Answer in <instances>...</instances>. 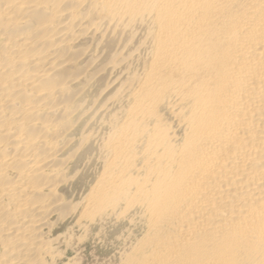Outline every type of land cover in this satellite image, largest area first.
I'll return each instance as SVG.
<instances>
[{
    "label": "bare ground",
    "instance_id": "obj_1",
    "mask_svg": "<svg viewBox=\"0 0 264 264\" xmlns=\"http://www.w3.org/2000/svg\"><path fill=\"white\" fill-rule=\"evenodd\" d=\"M103 218L120 264H264V0H0V264Z\"/></svg>",
    "mask_w": 264,
    "mask_h": 264
},
{
    "label": "rangeland",
    "instance_id": "obj_2",
    "mask_svg": "<svg viewBox=\"0 0 264 264\" xmlns=\"http://www.w3.org/2000/svg\"><path fill=\"white\" fill-rule=\"evenodd\" d=\"M105 133H106L105 130L99 133L95 144L97 145L99 144L101 136L104 135ZM85 163H86L85 161H81L80 166H85ZM100 165L101 163L98 160L86 165L87 167L85 168V170H82L83 179L81 181L74 183V188L78 191H81L82 188L85 186L84 184L89 179L94 181L98 173L100 172L99 170ZM99 220L101 224H99L100 223ZM114 220L115 219L113 218L110 219L103 218L102 220L98 219L95 225L88 227L89 229L88 228L84 229L83 226L78 228L72 227L71 225H73V221H69L60 231L61 233H64L68 230L67 233L65 234L66 237H64V239H61L60 241L61 245L59 246L60 250H62V248H65L67 249V252L64 260L62 262L60 261L58 264L61 263L66 264L67 261L70 264H117V263L120 264L119 262H121V258H122L121 254L123 253V251L124 252H126V250L128 251L131 245L135 243L134 241H136L137 238H139L141 233L139 231L138 226L134 223H130L129 221H114ZM100 225H103V227L102 226L99 227ZM69 227L71 228V230H69L70 229ZM83 229L86 232L83 231ZM88 230H91L89 231V234H88ZM128 232H130V234L132 233L131 236ZM70 235H71V239H67L70 238L69 237ZM95 235H97V237ZM132 235H134L136 239ZM127 236L128 237L130 236V238H128ZM131 237L134 238L132 239ZM65 240H67L66 243L68 244H65ZM69 242H73L74 244L73 243L71 244ZM69 245L71 246L72 249L70 248Z\"/></svg>",
    "mask_w": 264,
    "mask_h": 264
}]
</instances>
